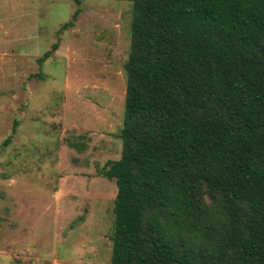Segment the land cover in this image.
<instances>
[{
	"label": "trees",
	"instance_id": "obj_1",
	"mask_svg": "<svg viewBox=\"0 0 264 264\" xmlns=\"http://www.w3.org/2000/svg\"><path fill=\"white\" fill-rule=\"evenodd\" d=\"M115 1L132 21L121 153L99 171L110 264H264V0Z\"/></svg>",
	"mask_w": 264,
	"mask_h": 264
},
{
	"label": "rangeland",
	"instance_id": "obj_2",
	"mask_svg": "<svg viewBox=\"0 0 264 264\" xmlns=\"http://www.w3.org/2000/svg\"><path fill=\"white\" fill-rule=\"evenodd\" d=\"M131 21L127 1L0 0V264H110L99 171L121 153Z\"/></svg>",
	"mask_w": 264,
	"mask_h": 264
}]
</instances>
